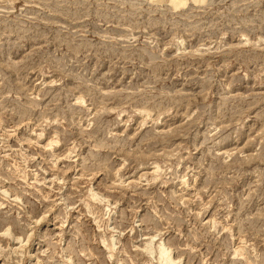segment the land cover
I'll list each match as a JSON object with an SVG mask.
<instances>
[{
  "label": "rangeland",
  "instance_id": "obj_1",
  "mask_svg": "<svg viewBox=\"0 0 264 264\" xmlns=\"http://www.w3.org/2000/svg\"><path fill=\"white\" fill-rule=\"evenodd\" d=\"M159 249L264 264V0H0V264Z\"/></svg>",
  "mask_w": 264,
  "mask_h": 264
},
{
  "label": "bare ground",
  "instance_id": "obj_2",
  "mask_svg": "<svg viewBox=\"0 0 264 264\" xmlns=\"http://www.w3.org/2000/svg\"><path fill=\"white\" fill-rule=\"evenodd\" d=\"M51 146V145H50ZM45 147H47V146H45ZM68 155V154H67ZM155 166V165H154ZM156 170H157V168H156ZM154 172V171H153ZM92 193V192H91ZM15 240V239H14ZM18 241V240H17ZM160 248V247H159ZM162 249V248H161ZM161 249H159V252L161 253L162 251H160ZM166 250V249H165ZM165 250H163V251H165ZM168 251V250H167ZM238 252V251H237ZM157 254H159V253H157ZM165 255H167V253L166 254H164L163 252L161 253V255L159 254V256H161V264H172V259L171 258H169V256L168 257H166ZM158 259H159V257H158ZM159 261V260H158Z\"/></svg>",
  "mask_w": 264,
  "mask_h": 264
}]
</instances>
